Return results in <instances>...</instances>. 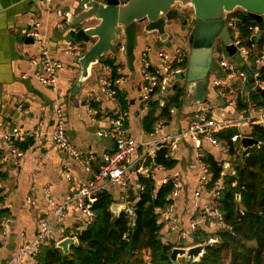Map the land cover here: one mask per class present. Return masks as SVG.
I'll return each mask as SVG.
<instances>
[{
    "label": "crops",
    "instance_id": "0c3cea01",
    "mask_svg": "<svg viewBox=\"0 0 264 264\" xmlns=\"http://www.w3.org/2000/svg\"><path fill=\"white\" fill-rule=\"evenodd\" d=\"M75 5L76 0H0V8H2L0 11V164L6 175L0 182V188L4 199L3 206L9 212V217L6 218L9 221L7 233L0 235V264L6 263L21 245L34 240L38 232L39 219L53 220V210L45 196L46 189H49L51 199L57 205H62L74 194L76 186L85 185L98 171L102 164V156L114 150L111 140L97 136V131L109 127L112 118L121 111L119 101L107 98L100 92L98 77L104 74L101 70L102 65L98 63L92 66L90 73L83 78L82 68L77 61L78 55L70 56L64 53L67 45L79 44H67L65 33L60 31L67 17L75 13ZM32 20L39 24L37 32L39 37L46 41L50 57L63 64V70L57 73L54 91L42 86L31 77L26 80L20 78L23 74L31 76L33 67L30 60L39 53V46L35 41L32 44H24L25 30ZM176 23L169 24L168 30L171 32L178 30L179 26ZM56 30V34L53 35ZM190 30L191 26L188 24L185 30L179 33V38L173 36L167 44L160 45L156 32L144 33L142 27L138 28L134 45V77L128 70L125 54L106 52L103 55L104 58L116 59L122 66L119 74L125 80L118 86V90L125 101L123 112L127 113V131L138 146L132 156L133 160L143 154L147 146L167 136L176 137L180 132L186 131L196 112L208 111L216 119L238 118L241 109L237 106H228L222 100L212 84L215 78L224 86L241 93L244 101L248 99L249 86L228 79L218 67L215 72L214 67L212 68L210 83L206 85L198 83L193 87L186 78L179 77L174 79L166 96L161 97L166 100L172 95L173 85L184 89V96L179 106L173 109L170 122L155 126L151 134L144 133L142 119L146 115L147 108L141 101L139 93L143 60L148 62L150 68L156 69L159 64L158 52L172 53L176 48L184 49L187 52L185 73L190 76V51L187 42L182 41L183 38H187ZM60 36L61 39L58 40ZM95 41L96 39L81 45L87 51ZM216 41L225 52L221 40L217 38ZM121 42H124V39L120 35L116 40V46ZM227 56L231 59L236 55L227 54ZM77 83L80 84L75 93ZM88 94L96 98L93 102L98 105V112L88 108ZM58 107L65 114V130L73 148L83 157H92L89 172L75 158L60 151L50 137L55 121L54 111ZM98 113L99 116L96 117ZM37 125L41 126L45 134L37 141L27 136L16 140L15 143L18 145L28 140L32 142L25 150H20L22 156L15 160L4 144L2 135L10 133L14 128L22 134H28ZM246 129L244 124H240L236 128L237 134H246ZM175 142L177 148L173 159L176 161V166L171 170L161 166L153 167L149 175L156 189L163 184L165 178L178 181L177 195L172 198L171 203L173 216L179 230H187L191 221L200 220L197 206L207 201L205 194H202L198 200L194 198L199 174L196 166L197 152L208 153L215 159H224V164H228L230 172L233 166L227 153L212 148L206 142L192 144L188 136L175 138ZM4 156L7 157V161L2 160ZM138 177L137 173L131 172L126 174L123 185L109 184L104 188L103 191L112 196V206L117 207L115 210L118 213L134 209V200L130 193L137 194L140 190ZM86 226L85 216L73 202L68 203L63 214L52 221L50 241L56 244L65 238H76V234ZM200 230L214 231V227L208 222L201 225ZM160 233L163 242L172 245L173 248L179 247L177 231L171 230L168 223L162 225ZM193 240L190 238L184 245H192ZM25 263L31 264V259L26 258Z\"/></svg>",
    "mask_w": 264,
    "mask_h": 264
},
{
    "label": "built area",
    "instance_id": "2783aa9c",
    "mask_svg": "<svg viewBox=\"0 0 264 264\" xmlns=\"http://www.w3.org/2000/svg\"><path fill=\"white\" fill-rule=\"evenodd\" d=\"M50 1V0H45ZM243 16L241 10H235ZM231 14V13H230ZM229 14V15H230ZM227 15L225 23L229 29V34L232 37L230 45L235 49V55L240 62L230 63L225 59H220L217 63V67L224 73V75L230 79L241 82L245 86H249L250 92H259L264 90V80L259 77V67L264 64V26L261 31L262 36L258 37L259 32L257 24L255 26H249L248 31L250 33V44L248 46L243 45V39L240 34L237 22L241 18ZM254 22V21H253ZM39 24L32 20L29 27L25 30V36L34 39L35 43L39 46V53L37 56L31 58L30 64L33 67L31 76L23 74L20 76L22 80H26L31 77L39 84L47 87L51 90H56L57 73L63 70L62 62L50 57L47 49L46 41L39 37L37 28ZM261 43V44H260ZM261 45V46H259ZM219 47V46H218ZM217 47V48H218ZM119 54H125L124 42L119 43L117 46ZM85 50L81 44H69L65 47L64 53L66 55H78L81 57ZM253 54V56H252ZM252 56V58H251ZM158 67L150 68L147 61L143 60V64L140 70L141 82L139 84V93L141 101L146 105L156 92L157 97H164L168 93L174 79L179 78L185 73V65L187 60V52L184 49L176 48L172 53L166 51H160L157 54ZM252 64L255 65L252 68ZM244 67H248L253 79V85L249 83L248 74L243 70ZM102 75L98 77V85L101 94L115 100L116 89L118 86L124 83V77L121 76L114 81L110 79L111 70L108 66L102 65ZM120 73V68L117 69ZM213 86L217 89L219 96L228 106H237L238 101L244 105L241 109V114L238 118H220L216 119L212 113L208 111L196 112L191 119L190 125L186 131L180 132L178 136H167L161 141L147 146V149L143 154H140L134 160L132 156L138 149V146L132 136L129 135L126 128L127 113L120 111L110 121V125L107 128L99 129L97 131L98 137L108 138L114 144V150L111 153L102 156V164L98 171L92 175V178L85 184L76 186L74 194L62 205H57L50 197L49 189H46V199L53 210V220L60 217L68 203H74L77 209L85 216L86 224L89 225L94 214L91 211V205L87 201L99 194L109 184H124V178L126 174L134 172L140 177H149L150 171L153 167L160 168L154 164L155 150L160 144H166L169 147V157L174 158V154L177 148L175 138L181 136H188L192 144H199L206 142L212 148L219 149L224 153H228V149L221 145L215 137V134L221 130L228 128H237L240 124L246 126V134H237L231 138V142L238 146V149L242 151V147L239 142L244 137H250L254 125L264 127V107H257L250 100L249 96L247 100H243L241 93H237L228 86H224L222 82L215 78L212 82ZM258 90V91H257ZM155 93V94H156ZM87 106L90 109V103L96 101V98L92 94H88ZM91 110V109H90ZM173 113V109L170 110V114ZM55 121L53 128L50 132V137L57 148L72 156L76 161L81 164L86 171H90L92 157H83L82 154L77 152L69 141V137L65 130V114L61 108H56L54 111ZM158 123L156 127L161 125ZM44 131L40 125H37L28 134H22L17 128L12 129L10 133H4L2 140L6 145L8 151L12 154L13 158L17 160L22 156V152L15 146V141L25 136L33 139L34 141L44 135ZM252 138V137H251ZM203 153L197 152L196 154V166L199 171L197 180V189L194 192L195 200H198L202 194L207 196V201L204 204L197 206L200 220L191 221L187 230H179V226L173 216V207L171 204L164 206L163 208H157L155 211L159 214L162 223H168L170 229L177 231V241L180 244L179 247L188 249L193 246H215L219 244L218 237H208L202 242H195L190 246H185L184 243L193 238L197 230L203 224L211 223L214 227V231H219L223 227V216L219 210V201L221 197V191L223 189L222 176L215 182L212 187H209L211 180V172L206 163L203 161ZM3 161H7V157H2ZM228 164H223V174L230 173ZM172 183V191L170 194L171 199L176 197L177 190L179 188L178 181L175 179H163V184L168 182ZM238 197V196H237ZM239 200V197L237 198ZM125 213L133 219L134 209H128ZM51 220L41 218L38 220V232L31 243H24L21 245L10 257V259L4 264H26V258L32 259L39 251L40 246L47 244L50 241ZM8 219H3L0 224V235H6Z\"/></svg>",
    "mask_w": 264,
    "mask_h": 264
},
{
    "label": "trees",
    "instance_id": "16d2710c",
    "mask_svg": "<svg viewBox=\"0 0 264 264\" xmlns=\"http://www.w3.org/2000/svg\"><path fill=\"white\" fill-rule=\"evenodd\" d=\"M229 16L241 18L238 11ZM255 25L251 20L238 24L244 46L250 44L248 27ZM99 64L110 68L111 80L121 77L117 69L122 66L116 59L102 56ZM259 75L264 80V64L259 68ZM171 91L172 95L166 100L157 97L155 92L147 102L146 115L142 119L144 133H153L160 122H170V110L178 107L184 96V89L177 85H173ZM115 99L119 101L123 112L125 101L118 89ZM249 100L257 107H264V96L259 92H250ZM89 107L98 112L96 103H90ZM237 108H244L240 100ZM98 116L99 113L96 117ZM252 128L249 136L257 140L259 145L244 152L236 150L238 146L231 142V138L238 133L235 127L215 134L218 142L228 149L229 158H233L230 173L222 175L224 159H215L212 155L203 153V161L211 172L209 187L221 176L224 182L218 206L223 216V227L219 231L209 232L198 229L193 241L202 242L208 237H218L219 244L205 246L197 261L190 260L183 264H264V127L254 125ZM31 142L28 140L22 145L15 143V146L19 150H25ZM154 164L167 170L176 166V161L169 157V147L166 144L158 146ZM5 176L0 164V182ZM138 185L140 190L135 193L132 220L124 211L115 216L110 210L112 196L102 191L87 201L94 218L76 234L77 245L69 246L68 254L64 255L55 247L54 242L49 241L40 246L38 253L31 259V264H173L169 257L173 246L162 241L160 230L163 223L155 211L172 203V183L170 181L156 189L150 176H139ZM3 203L0 188V224L9 217L8 209L4 208Z\"/></svg>",
    "mask_w": 264,
    "mask_h": 264
},
{
    "label": "water",
    "instance_id": "95a60500",
    "mask_svg": "<svg viewBox=\"0 0 264 264\" xmlns=\"http://www.w3.org/2000/svg\"><path fill=\"white\" fill-rule=\"evenodd\" d=\"M235 10L243 12L241 20L237 23L243 24L246 20H251L257 24L259 32L262 31L264 0H76L75 13L67 17L60 31L65 33L67 44L85 45L96 39L91 47L77 58L83 78L90 73L92 66L99 63L104 53L117 51L115 43L121 35L124 39L126 64L134 77V45L138 28L142 27L144 33L156 32L162 45L167 44L171 37L183 32L189 24L191 30L186 42L190 51V76L184 73L180 78H186L194 87L198 83L206 85L209 82L212 68L215 66L213 52L219 46L217 38L221 40L229 56L235 54V49L230 45L232 37L225 23L227 15ZM171 23L178 24L179 29L169 31L168 26ZM56 32L57 30L53 35ZM60 39L61 36L58 40ZM32 43L34 39L25 36L24 44ZM243 70L248 74L252 86L250 69L244 67ZM79 84H76L75 93ZM259 93L264 96V90ZM239 145L245 151L258 146L259 142L251 137H244ZM116 208H110L115 216L119 214ZM71 245H77L75 237L61 240L55 247L66 255ZM204 247L199 245L188 249L173 248L169 257L173 264H178V257H184L185 263L190 260L197 261L203 254Z\"/></svg>",
    "mask_w": 264,
    "mask_h": 264
},
{
    "label": "rangeland",
    "instance_id": "374dc122",
    "mask_svg": "<svg viewBox=\"0 0 264 264\" xmlns=\"http://www.w3.org/2000/svg\"><path fill=\"white\" fill-rule=\"evenodd\" d=\"M260 36H262V33H261V32H259V34H258V37H260ZM176 37L179 38V35H176ZM183 40L186 41V38H183L182 41H183ZM116 53H118V52H116ZM220 59H225V60L229 61L230 63L235 64V63H237L238 57L235 56V57L229 59L228 56H227V54L223 51L222 46H219V47H218L216 50H214V52H213V60H214V63H215V66H214V68H213V71H214V72L217 71V63H218V61H219ZM209 83H210V82H209ZM219 160H222V159H219ZM232 162H233V158H231V160H230V163H232ZM232 166H233V164H232ZM130 194H131V198L134 200V198H135V194H134V193H130ZM210 233H211V232H210ZM166 241H168V240H166ZM184 262H185V258H184V257H178V258H177V263H178V264H183Z\"/></svg>",
    "mask_w": 264,
    "mask_h": 264
},
{
    "label": "flooded vegetation",
    "instance_id": "af4514ba",
    "mask_svg": "<svg viewBox=\"0 0 264 264\" xmlns=\"http://www.w3.org/2000/svg\"><path fill=\"white\" fill-rule=\"evenodd\" d=\"M190 24H191V19H190Z\"/></svg>",
    "mask_w": 264,
    "mask_h": 264
}]
</instances>
